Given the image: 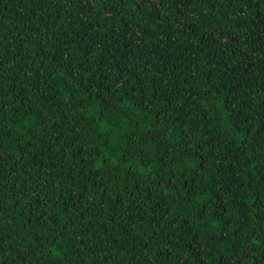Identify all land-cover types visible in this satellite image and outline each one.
<instances>
[{
	"label": "trees",
	"instance_id": "1",
	"mask_svg": "<svg viewBox=\"0 0 264 264\" xmlns=\"http://www.w3.org/2000/svg\"><path fill=\"white\" fill-rule=\"evenodd\" d=\"M0 264H264V0H0Z\"/></svg>",
	"mask_w": 264,
	"mask_h": 264
}]
</instances>
